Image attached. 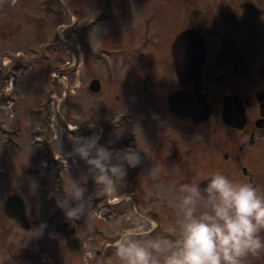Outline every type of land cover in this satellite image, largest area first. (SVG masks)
<instances>
[{
    "label": "rangeland",
    "instance_id": "rangeland-1",
    "mask_svg": "<svg viewBox=\"0 0 264 264\" xmlns=\"http://www.w3.org/2000/svg\"><path fill=\"white\" fill-rule=\"evenodd\" d=\"M186 2L0 0V264H87L94 250L101 254L106 248L104 237L94 235L93 224L115 233L118 227H138L131 224L127 202H123L125 213L112 223L101 218L103 206L92 209L91 196L100 188L88 187L87 177L93 173L73 148L76 138L99 135L100 145L119 149L126 145L120 138L139 128L141 139L132 141L133 149L138 150V144L148 140L150 131L142 139V108L134 88L144 74L141 59L132 53L126 66L118 60L111 66L115 56L109 52L137 47L141 35L168 45L186 26ZM207 2L211 0H202L199 5L207 10ZM254 13L257 45L261 46L264 29L259 23L264 21V0ZM210 42L212 46L214 40ZM94 78L104 83L105 94L92 96L88 91ZM126 106L137 111V123L123 128L117 124L112 129L110 112ZM68 125L74 129L68 130ZM181 166L161 168L162 239L171 240L180 213V185L174 180H181L177 171ZM204 172L207 174L206 169ZM187 178L183 176L184 184ZM70 179L87 186L83 225L80 235L77 232L86 250L79 254L65 249L68 228L61 226L62 222L75 226V219L68 218L59 206L63 187ZM13 193L25 203L31 223L28 231L2 213L3 202ZM114 259L122 264L117 251Z\"/></svg>",
    "mask_w": 264,
    "mask_h": 264
},
{
    "label": "flooded vegetation",
    "instance_id": "flooded-vegetation-1",
    "mask_svg": "<svg viewBox=\"0 0 264 264\" xmlns=\"http://www.w3.org/2000/svg\"><path fill=\"white\" fill-rule=\"evenodd\" d=\"M201 2L187 0L186 26L176 32L173 39L184 30L200 36L198 44L203 46L204 52L198 76L192 71L196 57L190 43L181 57L191 70L186 80L178 77L177 59L171 54L173 41L166 45L141 35L142 41L135 48L109 50L115 56L111 66L116 60L126 66L132 53L139 55V66L143 67L144 74L134 88L142 108V139L150 132L148 140L138 144L141 163L134 168L125 165L127 174L123 183L118 182L115 195L110 198L96 188L97 193L91 196L92 209L99 210L103 206L105 212L101 218L110 223L125 213L123 202H127L131 224L137 223L138 227H118L115 233L104 232L93 224L94 235L104 237L106 248L101 254L94 250L87 264H116L114 243L126 231H148L147 236L139 237L141 240L162 239V167L182 164L177 170L181 180H174L178 186L184 184L183 176H188L187 183H200L204 187L207 179L219 172L234 182L251 183L264 194V40L261 46L257 45V23H253L254 12L263 0H234L232 4L211 0L206 4L207 10L199 5ZM259 25L264 29V21ZM87 47L91 49L89 44ZM93 80L99 82L100 90L89 91L91 95L105 94L104 83L97 78L90 83ZM134 111L126 106L110 112L112 129L117 124L123 128L137 123V111ZM139 129L120 138L126 141L122 148L112 145L110 148L115 151L133 148L132 141L141 139ZM196 171L199 172L197 180L194 179ZM174 175L177 176L176 171ZM87 178L89 188L96 185L93 174ZM69 203L72 208L77 206L75 200ZM10 221L20 228L18 223ZM82 223L80 215L75 219V226L70 227L67 222L61 224L68 228L69 235L64 247L74 238L80 242L78 254L86 250L85 241L78 236ZM261 236L264 237V232ZM170 239H177L174 230ZM242 264H264V252L244 258Z\"/></svg>",
    "mask_w": 264,
    "mask_h": 264
},
{
    "label": "clouds",
    "instance_id": "clouds-1",
    "mask_svg": "<svg viewBox=\"0 0 264 264\" xmlns=\"http://www.w3.org/2000/svg\"><path fill=\"white\" fill-rule=\"evenodd\" d=\"M99 139L78 137L73 152L90 166L95 184L111 198L127 174L125 165L137 167L141 156L133 148L115 151L100 145ZM85 191L71 179L63 187L59 206L68 218L84 214ZM179 192L180 213L173 229L178 239L141 240L148 231H126L114 243L122 264H242L244 258L264 252V194L254 185L217 172L204 187L185 183ZM69 200L77 206L69 207Z\"/></svg>",
    "mask_w": 264,
    "mask_h": 264
},
{
    "label": "water",
    "instance_id": "water-1",
    "mask_svg": "<svg viewBox=\"0 0 264 264\" xmlns=\"http://www.w3.org/2000/svg\"><path fill=\"white\" fill-rule=\"evenodd\" d=\"M199 39L200 36L196 32L184 30L179 35H177L176 39L172 43L171 54L177 59V74L180 79L186 80L187 78H189L187 74L191 72V70L185 66L186 61L182 60L181 58L182 56H184L189 43L194 48L193 52L196 57V60L194 61L196 65L192 70L193 74L195 73V75L197 74L198 76L200 72V64L202 61V53L204 52V50L203 46L201 44H198ZM88 90L93 93L99 92V82L97 80H93L89 84ZM2 213L10 220L18 223L20 228L24 230L30 229L25 203L21 196H19L17 193L12 194L3 202ZM65 247L69 252L77 254L80 250V242L73 238L66 243Z\"/></svg>",
    "mask_w": 264,
    "mask_h": 264
},
{
    "label": "bare ground",
    "instance_id": "bare-ground-1",
    "mask_svg": "<svg viewBox=\"0 0 264 264\" xmlns=\"http://www.w3.org/2000/svg\"><path fill=\"white\" fill-rule=\"evenodd\" d=\"M67 128H68V130H72V129H74V126L68 125Z\"/></svg>",
    "mask_w": 264,
    "mask_h": 264
}]
</instances>
